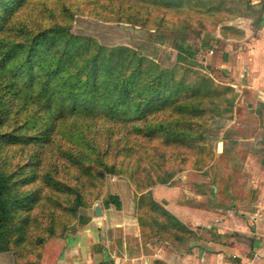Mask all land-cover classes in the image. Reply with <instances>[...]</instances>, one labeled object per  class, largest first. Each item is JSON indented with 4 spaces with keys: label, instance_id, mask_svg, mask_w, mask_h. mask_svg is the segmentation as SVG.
<instances>
[{
    "label": "rangeland",
    "instance_id": "obj_1",
    "mask_svg": "<svg viewBox=\"0 0 264 264\" xmlns=\"http://www.w3.org/2000/svg\"><path fill=\"white\" fill-rule=\"evenodd\" d=\"M20 3L14 7L13 20L16 22L12 29H5L6 34L15 36L21 26L31 28L33 32L51 30L49 34L53 37L41 48H47L58 65L56 78L60 74L61 84L72 83L83 64L90 66L94 58L97 61L105 58L108 48L127 46L162 69L159 75L154 66L142 69V76L148 84L158 87L152 94L158 92L159 99L168 98L170 101L178 97L179 101H193L204 107L193 123H198L209 133L207 137L214 154L221 136L234 132L218 122L219 119L216 122L217 116H229V108L224 102L230 97L223 94L227 76L224 77L226 73L217 66L219 63L215 57L221 49L220 42L210 35L216 29L218 17L207 14L204 3L203 12L190 10L188 14L179 7H165L159 0H22ZM179 46L185 48L180 51L182 57H177ZM211 48L214 53L210 52ZM93 65L95 74L99 75L101 68ZM176 85H181L185 92L193 90V95L181 100L183 91H173ZM206 87H211L214 96L205 94ZM52 96L50 112L39 106L32 107L29 104L32 102L23 95L8 92L2 97L13 125L0 124V171L12 179V191L18 193L19 199L12 205L5 226L7 248L0 250V264H47L61 240L85 221L87 210L94 212V204L103 202L116 188L130 196L125 190L133 184L131 178L141 177L133 175V168L137 166L140 171L148 163L151 166V160L157 162L161 152L170 160L171 168L180 169L168 179L169 183L198 198L197 202L202 206L209 201L201 200L203 196L199 195L212 192V176L206 172L209 170L215 175L214 166H219L216 209L214 214L207 215L208 222L193 216L194 211L190 214L189 209L181 213L197 224H203L200 227L194 222L185 223L187 226L182 230L188 228L189 233L184 232L180 241L183 247H189L184 248V252L187 250L194 262L204 264L211 255L205 253V240L212 228H231L232 233H240L236 222L231 220V213L240 215V211H249L253 217L244 214L247 228L240 237L233 236L232 239L226 233L214 234L217 243L213 249L214 264H264V190L255 189L256 205L237 204L234 200L228 203L221 190L222 182L229 181L225 176L230 161L225 154L212 156L210 160L207 158L204 167L195 169L193 156L205 155L207 148L203 149V145L186 146L165 142L162 136L144 134L145 125L152 127L159 120L164 122L165 118L175 116V111L171 109L174 113L168 116V107L158 109L155 101L152 109H145L140 117L120 118L107 112L100 100L91 103L83 93L73 100L71 108L68 106L71 100L62 99L61 86L57 85ZM207 96H212L210 104L206 101ZM60 106L64 109H59ZM34 112L36 125L28 129L23 122ZM184 118L188 120L189 116ZM6 134L8 137L1 139ZM11 135L16 138L11 139ZM231 160L236 165L232 180L241 185L233 191L240 196L247 195L246 187L255 174L237 172L238 156ZM139 161L141 165H138ZM243 163L244 160L240 165ZM100 168L105 170L103 175L96 174ZM207 176L209 181H201ZM198 182L197 192L192 195L196 191L194 183ZM202 185L208 187L207 190ZM76 193L81 194V200L84 199L89 207L77 204ZM254 212L257 214L253 215ZM226 218L232 223L229 227ZM224 244H229L231 250L226 251L222 247ZM184 252L181 255H185Z\"/></svg>",
    "mask_w": 264,
    "mask_h": 264
},
{
    "label": "crops",
    "instance_id": "obj_2",
    "mask_svg": "<svg viewBox=\"0 0 264 264\" xmlns=\"http://www.w3.org/2000/svg\"><path fill=\"white\" fill-rule=\"evenodd\" d=\"M215 6L217 8L213 7L214 9L207 11L216 12L218 17L216 29L214 28L210 35L220 42L221 49L215 53V57L219 63L217 66L226 73L224 77L227 76V86H224L223 94L226 93V97H230L225 98L227 102H224V106L229 108V116L215 117L216 122L219 119L218 122L223 123L225 127L234 129L231 134L221 136L219 141L222 142V150L218 151L216 145L214 154L215 157L225 154L230 161V169L225 176L229 181L222 182L221 190L224 198H228V203L234 200L237 204L256 205L255 189L264 190V0H217ZM214 51L213 48L210 49V52ZM237 156V172L256 175L251 178L249 186L246 187L248 194L244 196L233 191V188L241 186L236 180H232L236 165H233L235 162L231 158ZM241 158L244 160L243 166ZM217 167L214 166L215 175L209 170L206 172L212 176V192L199 195L203 196L201 200L209 201L205 206L199 205L198 198L181 192L169 182L155 183L142 191H137L136 187L130 184L125 190L130 196L125 195L124 190L116 188L111 194L118 196L120 206L117 208L113 203L106 205L104 201L98 202L101 207L99 216L87 210L85 221L61 240V245L47 264H198L188 255L187 250L184 252V248L188 249L189 246L183 247L181 239L178 240L176 236L172 241L166 239L162 227L157 223L159 218L154 219L157 220L155 222L142 212L139 206L143 203H139L138 196L147 194L148 205L150 202L157 203L180 221L187 224L188 221L194 222L195 226L201 227L203 224H197L181 213L189 209L190 214L194 211L193 216L197 215L208 222L207 215L214 214L216 209L215 197L219 189L216 183ZM205 179L209 181L208 176L201 181ZM194 185L196 191L192 195L196 194L199 182ZM204 188L207 190L208 187ZM222 202L224 203V200ZM144 204L145 207L147 202ZM208 205L209 207H206ZM245 213L252 216L249 211H240V215L231 213V220L236 222L240 233H232L231 228H212L205 240V253L211 255L204 264H214L213 249L217 244L214 234L226 233L232 239L235 238L233 236L243 235L247 228L244 223L247 220ZM226 221V226H231L228 218ZM187 235L191 239L190 235ZM224 245L222 247L226 251L231 250L229 244ZM182 252L185 255H181Z\"/></svg>",
    "mask_w": 264,
    "mask_h": 264
},
{
    "label": "trees",
    "instance_id": "obj_3",
    "mask_svg": "<svg viewBox=\"0 0 264 264\" xmlns=\"http://www.w3.org/2000/svg\"><path fill=\"white\" fill-rule=\"evenodd\" d=\"M21 1L0 0V124L13 125L8 119L5 102L2 101L4 94L13 92L23 95L29 102H32L29 103L32 104V107L39 106L50 112L52 94L58 85L63 88L62 99L67 97L71 100L69 104L68 101L65 103L70 108L73 100L78 99L80 94L83 93V96L91 103H95L96 99L100 100L101 105L106 107L107 112H112L120 118L140 117L145 109H152V105L156 101L158 102L155 105L156 108L168 107L170 111L168 116L170 113H174L172 111H175V116L169 119L165 118L164 122L159 120L155 126L150 127L148 125L152 131L145 125V135L162 136L165 142L172 141L186 146L187 144H190L189 146L203 145V149L207 148L205 155L199 156L196 154L193 156L195 169H201L205 166L206 163L204 164V162L207 158L210 160L212 156L214 157V151L211 150V144L207 137L209 133L203 130V127L198 123H193V120L198 118L195 116H199L204 107L193 101H179L178 97L167 101L168 98L159 99L158 92L152 94L154 88L158 87L155 84H148V81L142 76L144 74L142 69L154 66L158 75L162 69L158 68L154 62L139 56L136 51L127 46L121 45L108 48V52L104 53L105 58L99 61L94 58L90 66L83 64L79 72H76L72 83L61 84V81H59L60 74L56 78L59 72L58 65L50 57L48 49L41 48L53 37L49 34L51 30H36L33 32L31 28L25 29L24 26H21L18 31H15V36L7 35L5 32V29H12L15 24L16 21L13 20L14 7L20 5ZM159 1L165 7H179L180 11L186 10L187 14L190 10L196 13L203 12L201 7L204 3L207 6L205 12L211 17L217 16L216 12H207L209 9H214L213 7L217 8L215 6L217 0H175L173 3L171 0ZM192 5L195 8L190 7ZM198 5L200 7L196 8ZM177 49L179 50L177 57H182L180 51H185V48L179 46ZM93 64L101 68L102 72L99 75L95 74ZM173 88L175 92L184 89L181 85H176ZM182 91L181 100L185 99L186 96L193 95L192 92H194L193 90H190L192 92ZM205 94L214 96V91L211 87H206ZM212 96H207L206 101L209 104L212 102ZM58 108L64 109V106ZM51 113H53V110H51ZM35 115L36 112L29 114L28 118L24 120L23 125L28 129H32L36 125ZM186 115L189 116L188 120L184 118ZM13 129L17 128L13 127ZM7 137L8 134L2 136L1 139ZM13 138H16V136L11 135V139ZM197 141L201 142L196 143ZM151 162L153 163L151 166L148 163L147 166L141 167L140 171H137V166L133 168L135 170L133 175H141L139 179L134 180L129 176L137 191H142L147 186L155 183H167L173 174L180 171L178 168H171L170 160L164 152L158 155L157 162L154 159ZM139 164L141 165V161H139ZM153 168L156 171H153ZM101 169L96 170L97 175L104 174V168ZM12 184V179H9L4 172L0 171V250L7 248V239L4 234L5 226L9 220L12 205L19 199L18 193L12 191ZM147 196V194L138 196L139 203H143L139 208L149 219L157 222L154 219L159 218L157 223L162 227L166 239L172 241L176 236L179 240L184 232L189 233L188 228L185 231L182 230L187 225L168 210L157 203L150 202V205H148ZM75 199L77 204L84 206L83 208L89 207L84 199L81 200L80 193L75 194ZM144 201L147 202L145 207ZM104 203L106 205L113 203L117 208L120 206L118 196L115 194H109ZM141 210L139 209V211Z\"/></svg>",
    "mask_w": 264,
    "mask_h": 264
},
{
    "label": "water",
    "instance_id": "obj_4",
    "mask_svg": "<svg viewBox=\"0 0 264 264\" xmlns=\"http://www.w3.org/2000/svg\"><path fill=\"white\" fill-rule=\"evenodd\" d=\"M217 150H218V151H221V150H222V142H221V141H219V142L217 143ZM94 213H95V215H97V216H99V215L101 214V207H100L99 204H95V205H94Z\"/></svg>",
    "mask_w": 264,
    "mask_h": 264
}]
</instances>
